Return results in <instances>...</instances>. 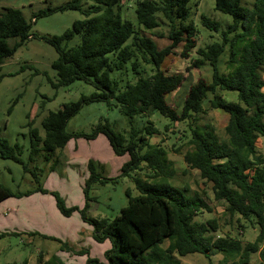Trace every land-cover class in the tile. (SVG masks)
<instances>
[{
    "label": "trees",
    "instance_id": "1",
    "mask_svg": "<svg viewBox=\"0 0 264 264\" xmlns=\"http://www.w3.org/2000/svg\"><path fill=\"white\" fill-rule=\"evenodd\" d=\"M188 1H137L136 17L144 28L153 29L159 25L157 13H162L170 23L168 37L171 43L162 49L151 37L135 30L131 21L121 19V0H92L93 4L84 12V18L74 20L71 28L59 35L42 37L57 54L51 64L57 75L52 84L57 87L83 80L95 90L76 101L64 103L56 111H49L41 121L43 135L32 126L33 121L28 122L29 160L33 161L43 151L45 160L49 161L48 157L56 149L62 150L66 146L71 137L65 130L66 124L84 104L104 101L110 105L111 100H115V105L119 104L120 112L129 118L130 123L134 115L149 110L158 111L171 123L188 120L190 134L187 144L190 150L183 153L186 166L197 170L199 176L211 184L213 198L223 204L225 215L237 216L239 222L244 220L252 226L257 225L258 234L254 241L243 243L236 237L216 235L218 226L214 218L206 221L195 219L202 211L210 212L211 209L199 194L188 195L169 182L173 170L171 161L166 158L167 151L148 139L158 133L152 123L147 122L141 129L131 125L127 142L126 137L115 132L108 122L98 123L86 136L103 133L115 154L128 153L129 158L122 165L124 175L139 169L145 161L150 168L146 177L152 179L133 178L139 194L129 196L127 205L112 219L88 216V203L81 210L82 219L92 226L94 240H108L110 243L104 252L106 263L102 264H183L174 254L185 256L191 253L202 254L208 264H249L252 253H258L264 259V155L258 153L255 145L258 137L264 138V0H252L249 6L243 0H214L215 9L231 15L232 23L224 32L222 42H212L198 49L200 57L192 61V66L198 68L208 61L212 80L206 82L200 78L191 84L182 109L177 112L167 102L166 95L180 86L183 75L166 74L160 64L178 43L185 41V51L194 44L192 24L183 25L180 29L174 25L176 18H187ZM80 6L81 0H68L31 13L30 20L19 8H3L0 12V68L19 46L35 38L31 28L38 18L55 12L81 10ZM201 21L206 27L215 30L219 27L216 21L205 15H201ZM231 33L233 35L229 38L227 35ZM75 36L79 42L68 46ZM10 39H14L13 44H10ZM228 40L229 72L221 74L217 60ZM140 55L145 62L152 64V73L147 77L139 76L135 82H128L119 89L110 72L123 69L134 58L132 67L135 73H139ZM218 90L235 92L236 100H225ZM209 95L211 98L208 99ZM205 101L210 108H219L228 114L223 140L211 123H195V116L206 112L203 107ZM167 128L168 125L165 126ZM143 149L145 152L141 153ZM20 155V145L9 143L0 134V157L20 163L23 170L34 177L36 190L46 192L39 182L41 173L35 168L30 169ZM88 169L87 184L106 182L95 172L92 161L88 163ZM31 192L29 190L26 194ZM21 195L0 183V202ZM55 197L58 208L63 214L70 215L73 207H66L58 194ZM9 233L13 232H0V238ZM164 242H167L165 247ZM63 244L73 251L66 243ZM84 252V249L75 251L76 254ZM215 253L222 255L217 263L211 259ZM37 262L64 264L55 254L43 259L41 252ZM87 262L101 264L96 259Z\"/></svg>",
    "mask_w": 264,
    "mask_h": 264
},
{
    "label": "rangeland",
    "instance_id": "2",
    "mask_svg": "<svg viewBox=\"0 0 264 264\" xmlns=\"http://www.w3.org/2000/svg\"><path fill=\"white\" fill-rule=\"evenodd\" d=\"M68 0H0V12L5 7L19 8L27 20L31 13L48 6L59 5ZM138 0H121L119 7L122 20L132 22L134 29L153 39L159 49L168 46L170 23L162 15L156 14L159 25L146 29L138 23L135 5ZM250 5L252 0H243ZM93 4L92 0H81V10H66L55 12L38 18L32 24L31 32L35 38L27 40L19 46L13 56L8 58L0 68V134L11 144H19L20 157L30 169L40 172V185L46 192L36 190L37 183L29 171H24L20 163L0 157V183L21 196L9 197L0 202V232H13L0 238V264H39L37 257L42 253L43 259H49L55 254L64 264H96L89 259H96L101 264L106 263L104 252L110 247L108 240L97 242L92 237V226L81 217V210L88 203L87 215L112 219L127 205L129 196L139 194L133 178L140 177L151 181L146 174L150 168L142 161L140 168L132 170L128 175L122 173V165L129 158L128 153L115 154L107 137L98 133L87 137L98 123L108 122L117 133L126 137L131 131L141 129L147 122L158 130L149 137V142L159 144L167 151L166 158L171 161L172 175L169 182L186 194H199L211 211H202L195 219L206 221L214 218L218 230L216 235H229L240 239L243 243L252 242L258 234V226L249 222L237 221L236 217H228L223 211V204L213 198L211 184L199 176V172L186 166L183 153L190 150L188 120L173 122L158 111L149 110L144 114L134 115L132 122L119 110L115 100L111 104L104 101L84 104L66 124V132L71 135L66 146L56 149L45 160V152H40L33 161L29 160L30 135L28 122L39 129L43 135L42 119L49 111H56L70 101L78 100L82 95L91 94L95 88L83 80H75L69 85L54 86L56 71L51 64L57 54L54 48L42 37L59 35L71 28L76 19L84 18V12ZM188 16L185 20L175 19L176 29L192 24L194 27L193 46L184 50L185 41L172 48L165 56L160 68L166 74L180 73L183 80L180 86L166 95L171 107L180 112L184 98L191 84L202 78L206 82L212 80V68L208 61L199 67L192 66V61L199 56L198 49L212 42H222L224 32L232 23L231 15L215 9L214 0H189ZM201 15L219 24L217 30L206 27L201 21ZM232 33L228 34L229 38ZM185 37V33H184ZM131 38L127 42H130ZM10 44L14 39L9 40ZM79 42L78 36L69 41L68 46ZM184 53V54H183ZM230 54V42L226 43L223 52L217 60L219 73L227 74V61ZM138 70L135 73L129 60L123 69L113 70L110 77L117 80L119 89L126 83L135 82L139 76L147 77L152 73L153 66L138 57ZM264 79V73L262 75ZM264 89V88H263ZM225 100H236V93L218 90ZM211 95L208 96V99ZM12 106L10 112L9 108ZM206 112L196 115L197 124L211 123L221 140L225 139L224 127L228 114L219 108H210L207 101L203 104ZM194 122V121H193ZM168 128L165 129V126ZM255 145L258 153L264 155V138L258 137ZM145 149L141 151L144 153ZM58 160L55 163V160ZM92 161L94 170L106 182L94 181L87 184L90 172L88 163ZM34 169V170H35ZM88 186H87V185ZM32 191L26 194L27 191ZM59 195L66 207H73L70 215H65L58 208L55 195ZM88 198V199H87ZM243 227H242V226ZM63 243L73 249H67ZM167 242L163 243V247ZM84 249L82 254L75 251ZM183 264H208L200 253L185 256L174 254ZM222 255L212 254V261L217 263ZM249 264H264V259L258 253H252Z\"/></svg>",
    "mask_w": 264,
    "mask_h": 264
}]
</instances>
